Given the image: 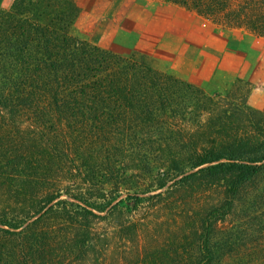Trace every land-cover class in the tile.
Returning <instances> with one entry per match:
<instances>
[{"label":"rangeland","instance_id":"1","mask_svg":"<svg viewBox=\"0 0 264 264\" xmlns=\"http://www.w3.org/2000/svg\"><path fill=\"white\" fill-rule=\"evenodd\" d=\"M12 1L0 0V8L7 9ZM75 2L79 13L70 27L71 35L125 58H141L156 70L191 81L206 94L219 96L224 106L236 101L264 112V0H221L223 11L213 15L199 14L171 0ZM208 117V112L175 115L143 127L136 146L140 150L132 151L126 144L129 137L121 138L111 125L108 130L116 133L105 135L107 145L97 141L83 145L91 139L89 133L76 132L75 147L68 141L67 146L58 144L67 150L64 153L50 148L44 156L29 146L27 156L40 158L41 165L19 175L5 168L12 177L10 182L0 180V218L28 211L45 193L65 198V192L74 194L85 186L105 198L116 190L118 199L127 194L147 197L164 190L160 197L146 198L137 205L123 204L112 217L95 220L86 257L56 247L58 258L53 264H173L174 248L180 258L192 263L201 220L219 205L222 188L192 193L172 188L166 193L168 181L165 188L153 190L161 174L168 179L173 174L165 161L168 155L185 160L218 139L216 130L206 124ZM22 122L27 123L17 121L15 128H25ZM108 138L112 143L123 142L122 147L110 145ZM233 207L212 225L210 244L219 254L213 264H264V176L249 184ZM54 225L56 238L67 234L63 223ZM121 227L131 231H120ZM230 237L235 244L230 245Z\"/></svg>","mask_w":264,"mask_h":264},{"label":"trees","instance_id":"2","mask_svg":"<svg viewBox=\"0 0 264 264\" xmlns=\"http://www.w3.org/2000/svg\"><path fill=\"white\" fill-rule=\"evenodd\" d=\"M171 1L202 15L224 8L221 0ZM78 13L75 0H13L7 9L0 8V168L4 167L0 180L11 181L12 173L5 168L19 175L41 165L40 158L27 156L29 146L44 156L50 148L64 153L67 150L58 144L67 146L68 141L75 147L76 132L89 133L91 139L83 145L95 141L107 145L105 135L117 132L121 138L129 137L126 144L132 151L140 150L136 146L143 127L175 115L208 112L206 124L216 130L218 139L185 160L168 155L165 161L173 174L169 179L161 174L153 191L165 188L168 181L166 193L172 188L191 193L222 188L219 205L201 220L193 262L180 258L176 248L172 258L173 264H213L219 254L210 244L212 225L233 211L234 201L249 184L264 176V112L236 101L224 106L219 96L206 94L191 81L71 35ZM20 120H26L25 128H15ZM109 125L116 132L108 130ZM108 140L114 147L123 144ZM163 191L147 197L127 194L123 199L116 190L105 198L87 186L74 194L65 192V198L45 193L28 211L1 216L0 264H53L56 247L86 257L95 220L112 217L123 204L160 197ZM57 222L67 233L60 238L52 231ZM231 238L230 245L235 244Z\"/></svg>","mask_w":264,"mask_h":264},{"label":"crops","instance_id":"3","mask_svg":"<svg viewBox=\"0 0 264 264\" xmlns=\"http://www.w3.org/2000/svg\"><path fill=\"white\" fill-rule=\"evenodd\" d=\"M264 91V90H263Z\"/></svg>","mask_w":264,"mask_h":264}]
</instances>
